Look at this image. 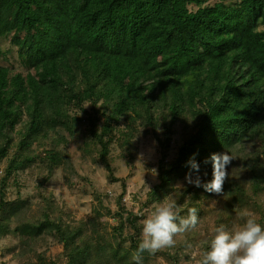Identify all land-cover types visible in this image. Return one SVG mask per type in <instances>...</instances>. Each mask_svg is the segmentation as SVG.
Wrapping results in <instances>:
<instances>
[{"label": "trees", "instance_id": "trees-1", "mask_svg": "<svg viewBox=\"0 0 264 264\" xmlns=\"http://www.w3.org/2000/svg\"><path fill=\"white\" fill-rule=\"evenodd\" d=\"M208 1L0 0V60H10L2 46L10 37L20 64H0V225H15L13 260L134 264L143 216L123 203L127 179L116 176L112 152L133 166L148 134L161 156L144 205L175 200L181 216L195 207L199 223L173 247L145 252L144 264L203 253L213 228L241 225L247 209L264 224V0ZM178 129L183 141L168 160ZM71 141L81 166L95 158L122 183L116 209L94 192L91 214L75 220L57 201L49 186L58 173L69 187L82 177ZM225 151L234 160L221 194L188 183L189 174L210 181L205 161ZM20 172L36 182L37 209L19 195ZM107 218L118 221L108 236Z\"/></svg>", "mask_w": 264, "mask_h": 264}, {"label": "rangeland", "instance_id": "rangeland-1", "mask_svg": "<svg viewBox=\"0 0 264 264\" xmlns=\"http://www.w3.org/2000/svg\"><path fill=\"white\" fill-rule=\"evenodd\" d=\"M217 1L219 0H209L208 4L212 5ZM192 8L197 9L198 7L193 6ZM2 46L4 50L9 52L10 60L7 62L0 60V64L13 63L19 68L20 64L15 49H12L10 37L2 40ZM182 141L183 131L178 129L173 137V150L170 151L168 160L176 157L177 148ZM137 144L138 156L133 166L128 165L126 160L120 156V151L116 147L113 149L112 157L116 176L127 179V189L124 194L123 203L128 209L141 215V213H147V211L155 206H145L144 203L146 193L152 186L159 182L157 165L161 153L152 134L141 136ZM67 147L73 156L75 164L79 167L82 177H75L74 186L69 187L64 182L61 173H58L49 186L55 193V197L61 204L63 210L70 218L75 220L89 216L95 204L94 192L109 194L110 198H106V204L116 209L115 198L123 192L122 183L120 181L110 182L105 167L97 162L95 158H89L88 164L81 166V150L77 147L76 141L69 142ZM3 167L4 164L0 166V175ZM17 179L21 187L19 195L22 198H29L34 204L35 209H37L40 198L37 195L35 180L23 172L17 174ZM9 191L12 193L13 198L18 196L16 186H13ZM247 211L254 212V209H247ZM142 219H144V216ZM107 220L111 223L110 227L104 230L108 236L110 232L114 231V228L118 225V221L115 218H107ZM207 221H209V218ZM14 229V224L0 225V264L2 262H6L7 264H20L18 260L12 259L16 252V247L19 245V238ZM62 252V246L56 240L51 239L50 253L61 259ZM196 253H201L200 247L195 248L189 260H183L180 264H196V259H199V255H196L195 259L193 258ZM155 261L156 264H168L163 256H157Z\"/></svg>", "mask_w": 264, "mask_h": 264}, {"label": "clouds", "instance_id": "clouds-1", "mask_svg": "<svg viewBox=\"0 0 264 264\" xmlns=\"http://www.w3.org/2000/svg\"><path fill=\"white\" fill-rule=\"evenodd\" d=\"M212 164V179L201 183L197 175L192 180L191 174L186 179L196 187H203L209 193L221 194L223 185L229 178L228 167L234 157L227 151L213 153L205 163ZM191 168L199 172V164L195 159L189 161ZM206 175V173H205ZM181 209L175 200H164L156 204L147 213H141L140 242L132 255L134 264H144L143 254L155 255L164 248L173 247L178 235H182L199 223L198 210L188 209V215L181 216ZM244 222L232 229L224 225L213 228V235L207 241V249L196 259V264H264V224L258 220L257 214L245 211L242 214Z\"/></svg>", "mask_w": 264, "mask_h": 264}]
</instances>
